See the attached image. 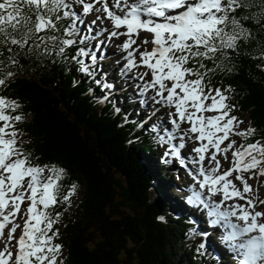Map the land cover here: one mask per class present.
Masks as SVG:
<instances>
[{
    "label": "snow or ice",
    "instance_id": "snow-or-ice-1",
    "mask_svg": "<svg viewBox=\"0 0 264 264\" xmlns=\"http://www.w3.org/2000/svg\"><path fill=\"white\" fill-rule=\"evenodd\" d=\"M259 7L260 12L249 10ZM100 13L95 20L88 21L86 17L92 12ZM84 14L82 18L80 13ZM105 14L109 26L102 29L110 37L121 35L127 38L119 46L127 51L124 58L123 71L130 72L140 65L146 71H137L133 80L143 81L137 85L139 94L144 95L151 90L148 98L154 105L168 109L167 116L173 131L165 129L166 143L169 151L165 157L171 156L172 162L179 161L181 166H187L189 153H182L188 141L198 146L192 147L190 153L191 172L193 181L199 177V189L191 188L190 202L211 205L209 212L211 224L225 220L231 231L222 236L233 251H239L243 260L241 264H264V223H257L256 212L251 215L241 203L234 202L224 207L225 201L239 197L248 192L249 185L243 183V193L237 187L242 181L240 157L249 156L242 164V170L247 172L264 166V141L247 143L241 150L238 142L231 139L254 135L256 129L239 128L243 124L235 115L230 113L235 105L227 103L221 88L211 87V80L205 82V77L223 68V62L230 61L233 54L239 55L241 42L252 39V31L245 26V21L264 19V2L257 4L256 0H97L94 5L91 0H0V48L8 53V60L16 64L21 52L25 57L52 56L61 57L74 62L76 72L91 75L89 66L81 60L80 55L89 56L95 61L96 54L85 52L80 47L75 54L68 53L70 46L78 42L83 45L90 40L78 24H96L104 19ZM67 18L71 23L64 25ZM122 26L126 32H122ZM94 36L100 32L95 29ZM137 30H146L149 34L141 41L153 45L137 52L138 63L133 58V51L128 50L130 41L135 43L140 37L133 34ZM53 32H61L64 38H58ZM154 38H150L153 37ZM94 38V37H93ZM99 47L97 43L95 45ZM141 45H137L140 48ZM4 52L0 51V56ZM264 60V49L258 57ZM154 61V62H153ZM219 61V63H218ZM210 62L214 67H208ZM264 67V66H262ZM231 72V68L224 69ZM13 73L9 72L8 76ZM5 81L0 79V84ZM105 87H110L106 85ZM91 91V89H89ZM107 97L101 102H106ZM205 101L210 103L205 104ZM145 101L141 100V103ZM6 100L0 96V264H63L62 244L54 242L59 230L51 231L59 220L60 213L56 212L55 219L50 206L60 201L61 185L58 181L64 176L63 167L51 165H33L29 156L23 153L18 143L19 133L6 132L8 122L13 117L6 115L4 107ZM11 107H17L13 101ZM159 109H157L158 111ZM118 112L119 109L117 108ZM205 111L213 114L205 116ZM15 120H20L16 116ZM187 125V126H185ZM152 131H157L153 126ZM165 136H160L162 142ZM179 139V143H173ZM206 142V143H204ZM226 146L221 147L222 143ZM235 149V150H233ZM229 153L234 159L233 167L226 170L221 168L217 153ZM208 153V155H206ZM168 162V161H166ZM207 165V167H205ZM219 169V171H218ZM48 175H44L45 173ZM77 185L71 184L68 194L63 195V202H69ZM231 188V191H229ZM207 193V199L203 198ZM212 197H220L219 201ZM251 204V201H248ZM264 203V202H262ZM22 204H26L22 208ZM239 210V213L237 212ZM19 214V219H16ZM235 216L243 224L231 223L228 218ZM19 229V234L16 235ZM259 235H253L242 242L238 237L254 230ZM51 231V234L49 232ZM203 248L204 245L199 246Z\"/></svg>",
    "mask_w": 264,
    "mask_h": 264
},
{
    "label": "trees",
    "instance_id": "trees-1",
    "mask_svg": "<svg viewBox=\"0 0 264 264\" xmlns=\"http://www.w3.org/2000/svg\"><path fill=\"white\" fill-rule=\"evenodd\" d=\"M70 23L65 18L64 25ZM244 23L252 39L241 42L239 55L233 54L205 82L226 87L228 104L256 129L244 136L247 145L264 141V60L258 58L264 49V19ZM49 34L64 38L61 32ZM79 48L77 43L67 51L75 54ZM0 51V79L5 81L0 96L21 133L23 143L17 146L33 165L55 164L66 170L58 181L60 202L50 206L53 219L60 213L52 231L59 230L63 264H214L210 256L196 253L197 239L186 237L190 228L184 217L176 216L171 202L159 196V173L144 157L152 153L148 145L155 146L158 137L131 110L127 91L114 94L96 67L88 65L91 75L76 72L74 62L54 53L29 58L21 52L13 64L7 51ZM208 67L214 65L208 62ZM103 93L106 102H101ZM252 171L264 172V166ZM73 183L75 192L63 202Z\"/></svg>",
    "mask_w": 264,
    "mask_h": 264
},
{
    "label": "rangeland",
    "instance_id": "rangeland-1",
    "mask_svg": "<svg viewBox=\"0 0 264 264\" xmlns=\"http://www.w3.org/2000/svg\"><path fill=\"white\" fill-rule=\"evenodd\" d=\"M91 2L95 5L97 0H91ZM102 2H103V0H102ZM130 2H131V0H130ZM80 15H81L82 18H85L84 14L82 12L80 13ZM98 15H100V13H98V12L93 10L90 13V15L86 17V20H88V21L95 20ZM105 17L107 19V23H106L105 27H107V26H109V21H108V18L106 16V14H105ZM99 24H102V25L99 26ZM78 25H82L83 30H84V31H82L81 35H87L90 38H92V39H90V40H92L90 42V47L93 46L94 51L98 52V55L101 58V60L104 57L103 62H106L105 65L107 67H106V69H105V71L103 73L106 74L109 77H113L114 76L115 78H117L119 81H121V84L123 85V87L125 89H127L128 94L130 96L132 95V96L135 97V99L132 100L131 104H132V106L136 105L137 109L136 108H134V109H136V110L140 109L141 110V113H142V118L141 119H146V120L156 119V121L153 122L154 124L152 123V125H155L156 128L159 127L160 129H162V131L164 133H165V129L167 131H173V129L170 126V121L168 120V116H167L168 109L163 107V106L154 105L152 103V101L150 99H148L152 95L151 90H149L143 96L140 95L139 91H138V88L136 86L137 85H142L143 81H139V80H135L134 81L133 80V77L135 76L136 72L137 71L144 72V71L147 70L146 67L143 66V65H140L138 68H133L130 72L125 73L123 71L124 64L126 63L124 58L127 56V51L124 52L125 55L123 54L121 56L119 54V49H122V48L119 47V46L122 45L123 41L127 37L124 36V35H121L119 37H111L112 40H110L108 38L109 36L105 32H103L101 30V28L103 29V20L97 21L96 24H88V25H86V24H78ZM88 29H95L96 31L100 32V35L99 36H94L93 31H89ZM101 32L104 33L103 37H102V33ZM122 32H126V30L122 28ZM137 35L140 37V39L137 41V44L135 45L134 43H132L130 41V46H129V49H128L130 51H133V58L136 59L135 60L136 62L139 60L138 56L136 55L137 52H139L140 50H143V49L150 50L153 47V45L150 44V43L141 44V41H143L144 38L149 35L148 33H146L145 31L134 33L133 34V38H135V36H137ZM97 43L100 45L99 47L95 46ZM137 45H141V47L137 48ZM87 50L90 51V49H88V47H87ZM105 65H104V67H105ZM110 69L112 70V72L109 71ZM0 87H1V85H0ZM213 88H216V87H213ZM119 93H122V92L119 91ZM115 94H117V92H115ZM141 100H143L145 102L141 103ZM208 103H210V101H205V104H208ZM144 108H146V111L144 110ZM156 109H159V110L157 111ZM4 110H5V107H4ZM211 114H213V113L208 112V111H205V113H204L205 116L211 115ZM230 114H236V112L232 110V112ZM239 120L244 121L243 124L237 125L239 128L244 129V128H247L248 126L250 127L249 121H248V119L246 117H244L242 119H239ZM157 124H158V126H157ZM3 125H4V122L0 121V126H3ZM8 125H9V127L6 128V132L13 131V129H12L13 124H11V121L8 122ZM185 126H187V125H185ZM163 136H164V134H163ZM165 139H167L166 136H165ZM231 139L236 140L238 142L237 146L240 147L241 150H243L244 147H243V144L241 142L242 137H238V136L233 135L231 137ZM173 143L178 144L179 143V139L177 138L176 140L173 141ZM204 143H206V142H204ZM226 143L227 142L222 143L221 147L226 146ZM198 144H199V142H197V144H193L191 141H188L186 148H184L182 150H184V153H189V157H190L191 155H194V154L190 153V149L192 147L198 146ZM233 150H235V149H233ZM165 151H169L167 143H166L165 148H163V149L161 148V151L159 152V155H162L165 158V163H167V165H165L164 168H163V172L160 173L162 175V179H163L164 183L167 186V191L165 193H162V191H161V195L163 197L168 198L169 200L173 201L174 204L177 206V210H175V215L176 216L177 215L178 216H183L184 213L186 214V211L188 213H189V211L186 208L184 198H182V200H181V190H182V188H183V186L185 184H187V185L189 184V183H187L188 180L185 179V175L188 172H190L191 169L189 171L188 168L187 169L178 168L176 166V165H178V161L176 162V164H173L175 169L171 168V166H168V163H170V161H172V159H171L170 156L165 157L163 155V153ZM147 155H146V157L153 158L152 155H150V154H147ZM250 155H253V154L251 153ZM249 156H248L247 160L249 159ZM217 159L220 161L221 168L223 170H226L228 167H233L234 168V172L232 174H230V175L237 174V173H235L234 159L231 157L230 153L227 156H225L224 153L218 152L217 153ZM244 159H246V156L245 157H240V160H241V172L238 173V174L241 175L243 177V179H242V181L237 183V187L243 193V183L246 182L249 185V189L250 190L248 192H246V193H243V196L246 195L245 196L246 200L243 201V203H245L246 206H249L250 204L248 203V201L250 200L254 204L253 210H252V215H254L256 212H261L262 215L260 217H257V222L264 223V211H260V210L256 209L257 205L263 206V204H264V203L262 204V202H264V187H263V184H262V182L264 180V174H262V173L261 174H254V173L250 174L249 171L244 172L242 170V164H243L242 160H244ZM166 160L168 162H166ZM159 161L162 162L163 160L159 159ZM152 162H153V166L155 168H157L158 165L154 161V159H152ZM205 166L207 167V165H205ZM172 170H176L178 172V174L176 175V173L172 172ZM44 175L46 176L47 172ZM161 175H160V177H161ZM157 178H159V177H157ZM176 187H179L180 190L174 192L173 189H176ZM171 196L172 197H176V199H171L170 198ZM25 206H26V204H22V208H24ZM16 219H19V214L17 215ZM189 219L191 221H193L194 223H196L197 225L199 224V226L203 228L198 233L202 234V238L204 240H208V244H215V246L217 248L219 247L218 248L219 251L221 250L220 252L223 253V255L225 254V256L223 258H219V262L221 264H241L240 259H242V255L232 252V249L229 247V244L226 241L225 242L227 244L223 245L224 246V249H223L220 241L216 240L214 238V235H215L214 232L215 231H212V228H210L208 226L211 219H209L207 222H205L206 219L205 218L202 219L201 216H200L199 221H194V215L192 216L191 214H190ZM217 232L222 233L221 231H217ZM18 234H19V229H18L16 235H18ZM202 244L206 245L205 241H202ZM236 255H239V256H236ZM180 256L181 255L178 254L177 258L180 257ZM233 259H234V261H233ZM215 262H216V264H218V260L217 259H215ZM257 264H261V262H257Z\"/></svg>",
    "mask_w": 264,
    "mask_h": 264
},
{
    "label": "bare ground",
    "instance_id": "bare-ground-1",
    "mask_svg": "<svg viewBox=\"0 0 264 264\" xmlns=\"http://www.w3.org/2000/svg\"><path fill=\"white\" fill-rule=\"evenodd\" d=\"M106 23H107V19H106V17H104V19H103V28L106 26ZM102 33V37L104 36V33L103 32H101ZM88 34V33H87ZM78 45H80V44H78ZM107 45V44H106ZM115 53V52H114ZM119 54L120 55H122V54H124V50H122V49H119ZM118 55V54H117ZM112 57V56H111ZM81 58V57H80ZM50 60V59H49ZM46 66V65H45ZM48 67V66H47ZM93 71V70H92ZM125 84V83H124ZM133 87V86H132ZM136 110V109H135ZM155 110V109H154ZM157 110V109H156ZM157 116V115H156ZM147 117V116H146ZM160 117V116H159ZM149 118V117H148ZM154 124V123H153ZM147 130V129H146ZM157 136V135H156ZM152 139V138H151ZM151 141V140H150ZM154 141V140H153ZM151 143H152V141H151ZM147 148V147H146ZM182 153H183V151H182ZM167 161V160H166ZM189 164H190V167H191V163L189 162ZM191 172V171H190ZM252 189V188H251ZM164 195V194H163ZM246 196V195H245ZM161 197V196H160ZM251 199V198H250ZM229 202H231V201H229ZM239 203H241L242 204V202H239ZM261 203V202H260ZM259 203V204H260ZM184 204V203H183ZM263 204V203H262ZM261 206V205H260ZM259 205H257L256 207V209H258V210H260V211H264V204H263V206H261L260 207ZM212 219H214V218H212ZM195 221V220H194ZM238 221L236 220L235 221V223H237ZM195 224V223H194ZM199 225V224H198ZM206 227V226H205ZM205 229V228H204ZM18 231V230H17ZM212 233V232H211ZM193 238H195V237H193ZM194 241H195V239H194ZM196 242L199 244L200 242L199 241H197L196 240ZM199 245H201V244H199ZM219 248V247H218ZM221 251V250H220ZM227 251V250H226ZM233 261H234V259H233ZM213 263L214 264H216V262L215 261H213ZM209 264V263H208Z\"/></svg>",
    "mask_w": 264,
    "mask_h": 264
}]
</instances>
